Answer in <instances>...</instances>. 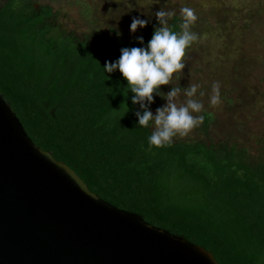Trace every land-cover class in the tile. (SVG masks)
I'll list each match as a JSON object with an SVG mask.
<instances>
[{
	"label": "trees",
	"instance_id": "1",
	"mask_svg": "<svg viewBox=\"0 0 264 264\" xmlns=\"http://www.w3.org/2000/svg\"><path fill=\"white\" fill-rule=\"evenodd\" d=\"M44 1L56 0H0V91L32 141L101 199L203 247L219 264H264V162H250L237 145L150 146L154 124L139 126L128 82L104 71L121 49L146 47L159 24L134 38L105 35L82 6L93 28L78 39L55 25ZM181 23L177 16L169 27L180 33ZM164 100L154 95L150 110ZM203 117L207 131L214 118Z\"/></svg>",
	"mask_w": 264,
	"mask_h": 264
},
{
	"label": "water",
	"instance_id": "2",
	"mask_svg": "<svg viewBox=\"0 0 264 264\" xmlns=\"http://www.w3.org/2000/svg\"><path fill=\"white\" fill-rule=\"evenodd\" d=\"M0 264H219L93 193L28 136L0 91Z\"/></svg>",
	"mask_w": 264,
	"mask_h": 264
},
{
	"label": "rangeland",
	"instance_id": "3",
	"mask_svg": "<svg viewBox=\"0 0 264 264\" xmlns=\"http://www.w3.org/2000/svg\"><path fill=\"white\" fill-rule=\"evenodd\" d=\"M42 4L54 9L56 26L78 39L90 35L93 24L105 35L115 31L134 38L147 27L132 33L133 17L148 20L149 26L158 23L155 13L161 8L175 12L169 23L177 16L182 19L181 7L194 9L198 20L191 30L200 39L188 50L183 73L164 86V94L179 87L177 102L183 103L187 99L184 89L196 84L194 98L204 107L193 115L207 112L214 119L207 131L202 124L186 137H174L173 142L237 145L238 149H246L250 162H264V0H158L153 6L150 0H145L143 6H138L137 0H56ZM82 6L91 9L93 24L84 17ZM215 82L220 85L221 103L213 107ZM166 103L164 100L161 107Z\"/></svg>",
	"mask_w": 264,
	"mask_h": 264
},
{
	"label": "clouds",
	"instance_id": "4",
	"mask_svg": "<svg viewBox=\"0 0 264 264\" xmlns=\"http://www.w3.org/2000/svg\"><path fill=\"white\" fill-rule=\"evenodd\" d=\"M144 2L145 0H137L138 6H143ZM157 2L158 0H150L152 6ZM179 11L182 17L180 33L169 27V20L175 12L166 7L161 8L155 13L161 26L155 29L147 46L123 48L120 58L116 62H106L104 67L106 73L118 70L128 82L129 90L134 93L132 103L138 104L142 109V112H136L139 126L147 128L154 124L155 130L148 142L156 148L171 145L174 137H186L204 123L202 115H193L201 113L204 107L200 100L194 98L198 91L196 84H190L184 89L183 94L187 99L183 103L177 102L181 93L179 87H173L167 95L159 91L162 86L172 84L173 79L183 73L188 49L200 39L191 30L198 20L194 9L181 7ZM110 13L111 10L106 18L110 17ZM148 23V20L133 17L131 32L136 33L138 29L146 28ZM138 40L139 43H144L143 37H138ZM212 92L211 105L216 107L221 103L218 82L213 83ZM154 95H161L167 101L165 106L156 110L155 115L149 108L154 103Z\"/></svg>",
	"mask_w": 264,
	"mask_h": 264
}]
</instances>
